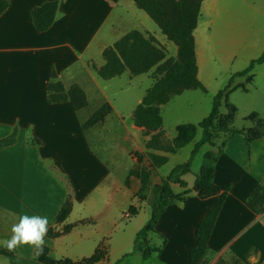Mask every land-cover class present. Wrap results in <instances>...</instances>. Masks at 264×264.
<instances>
[{
  "label": "crops",
  "instance_id": "0c3cea01",
  "mask_svg": "<svg viewBox=\"0 0 264 264\" xmlns=\"http://www.w3.org/2000/svg\"><path fill=\"white\" fill-rule=\"evenodd\" d=\"M7 1L9 8L0 16V139L8 138L16 130L17 141L0 150V240L10 237L12 225L22 214L47 216L49 231H60L65 226L90 220L91 223L77 225L64 236L51 239L46 235V247L51 257L78 262L92 257L99 245L107 241L111 244L108 245V255L99 264H118L127 255L132 236L137 235L151 219L155 186L169 175L162 176L160 169L156 172L148 162L142 164L151 173L149 184L143 186L140 179L130 176L132 170L129 168H121L120 172L115 169L109 160L114 163V159H118L117 153L109 155V159L98 153L96 140L90 138L91 131L98 130L109 116L118 113V108L117 102L109 98L99 82L96 68L105 65L104 50L129 32L138 30L151 34L144 23L147 19L137 11L135 0ZM46 2H58L57 18L48 31L38 32L31 12ZM216 12L217 2L205 0L194 33L198 78L206 88L211 81L212 60L219 61L232 77L237 72L230 69H235L243 53L257 50L251 59L264 53V48L257 49L258 43L252 39L250 28L231 30L230 26L223 27ZM154 37L169 54L177 56V47L172 52L169 45ZM53 72L66 89L77 84L86 92L88 108L75 111L70 102H48L47 88ZM125 74L131 82L143 76ZM89 90H97L113 112L102 125L85 130V122L103 106L89 109ZM185 93L174 98L180 100ZM145 96L143 92L126 99L129 115L133 117L134 110ZM192 99L194 103L189 108L188 122L199 124L210 115L211 108L199 95L193 94ZM252 114L264 120V114ZM125 121L122 118L128 133L126 138L134 139V135L140 138L143 130L134 122L127 124ZM180 125L182 122L173 126V135L163 128L167 140L176 137ZM253 127L254 124L250 123L242 129L235 128L248 130ZM130 132L134 135L131 136ZM200 139L193 141L194 146ZM146 142L145 139L144 144L138 142L136 150L127 153L136 165L134 153L146 152ZM215 144V147H203L206 148L203 157L209 150L222 149L223 153L214 162V177L215 184L222 192H228V196L209 241L206 264H217L220 260L229 263L232 260L234 264L236 261L264 264V214H256L247 207L255 188L264 186V136L248 146L243 134H220ZM179 152L155 153L171 158ZM200 170L193 169L195 176ZM186 175L182 180L187 183V188L179 184L171 186L175 194L194 189L196 178L191 184L184 179ZM68 196L72 199V212L63 224L57 225V216ZM215 201L216 198L201 199L192 192L184 201L170 206L158 225V231L167 238L168 244L159 256L146 264H190V253L197 246L198 226ZM131 206L138 211L135 218L142 212L146 214L147 210H150V218L143 219L136 230L128 234L122 220L124 212ZM157 240L161 243L160 239ZM112 250L122 258L110 263ZM17 254L21 257L18 262ZM135 256L141 254L132 257ZM0 264L42 263L27 246L18 248L16 254L0 246Z\"/></svg>",
  "mask_w": 264,
  "mask_h": 264
},
{
  "label": "trees",
  "instance_id": "16d2710c",
  "mask_svg": "<svg viewBox=\"0 0 264 264\" xmlns=\"http://www.w3.org/2000/svg\"><path fill=\"white\" fill-rule=\"evenodd\" d=\"M205 0H135L136 6L145 12L147 16L158 26L162 34L169 42L177 48V56L169 57L168 51L150 33H143L133 30L119 39L113 46L103 52L105 65L96 68L98 76L102 80H111L129 72L132 77L145 75L154 71L155 83L147 91L142 103L133 112V122L136 127L143 130V135L149 137L145 147L146 155H139L137 158L138 167L132 170L130 176L141 180L143 186L150 181V171L142 167L146 160L153 170H158L168 163L167 156L158 155L155 152L165 154H176L192 143L199 130H202V137L198 141L191 154V159L180 166H177L170 175L156 185L153 190V202L151 205L152 215L150 221L137 233L134 241L133 253L141 254L144 261L159 256L168 244L167 238L158 231L159 222L166 210L178 202L184 201L186 196L195 192L201 199L216 198L214 205L204 216L196 232L197 246L190 253V264H206V257L209 251V241L215 228L217 219L227 199L228 192H222L215 184L214 162L223 153L222 149L217 151L209 150L204 154V164L196 175V182L193 190H187L183 194H175L172 190L173 184H179L187 188V183L182 176L192 172V165L195 157L205 145L215 147V141L220 134H243L246 144L261 139L264 136V120L257 114L246 118L254 124L248 130L235 128V120L238 115V108L230 102L231 94L242 89L247 92L244 85H235V80L240 77H247V82L254 81L253 71L257 66L264 64V53L261 57L253 60L250 66L233 75L229 84L219 91L213 98V108L208 117L199 124L186 123L177 127L176 137L167 140L163 131L164 120L162 107L169 104L171 100L180 96L186 91L200 90L207 93V88L198 78V65L196 56L195 31L198 27L202 6ZM9 8L7 0H0V16ZM59 10L58 2H46L35 7L31 12L32 22L38 32L48 31L57 18ZM48 102L61 104L70 102L75 111H82L89 106L86 92L77 84L66 89L59 80L56 72L51 75L48 88ZM225 105L227 113L221 115V108ZM113 112L112 107L106 103L98 109L84 124L85 130L91 129L103 123ZM17 141V131L11 136L0 139V150L14 145ZM247 207L254 213L264 214V186L259 185L251 193ZM73 204L70 196L65 200L57 216V225L63 224L72 212ZM132 216L138 215L135 207L129 208ZM91 223L81 221L74 225L65 226L62 230L51 229L47 237L54 239L70 233L77 225ZM153 239H160L159 245H153ZM109 252L107 241L101 243L95 254L78 262L70 259L55 260L50 255V250L45 247L44 255L36 258L42 264H99ZM132 254V253H131ZM130 256V254L125 257ZM237 264H241L236 261ZM217 264H225L220 260Z\"/></svg>",
  "mask_w": 264,
  "mask_h": 264
},
{
  "label": "rangeland",
  "instance_id": "374dc122",
  "mask_svg": "<svg viewBox=\"0 0 264 264\" xmlns=\"http://www.w3.org/2000/svg\"><path fill=\"white\" fill-rule=\"evenodd\" d=\"M215 1L217 2L216 15H218L219 21L223 27L230 26L232 27L231 30L235 27L250 28L252 39L257 41L258 43L257 49L264 48V0ZM137 11H139V13L144 15L147 19V22L144 21V23L146 24L147 28L151 31V35L156 36L162 44H166V46L169 45L172 49V52H174L176 46L172 42H169L167 40V38L162 34L158 26L143 11L139 9ZM255 53H257V50L255 49H252L247 53H243L239 58L238 62L236 63L235 69L230 70H232L233 72H235L234 70H236L237 73L246 70L250 66L252 60H256L262 55L259 54V56H257L256 58L254 57L253 59H251V57ZM169 57H172V55L169 54ZM211 64L213 67L211 69V81L209 83V87L207 88V93H203L200 90L186 92L184 96L180 98V100L179 98H174L169 104L165 105L162 108V115L164 120L163 128L169 134L173 135L175 131V129H173V126L176 123H191L188 122V120L190 118L189 108L191 107L192 103H194L192 99L193 94L199 95L201 99H205L208 106L211 108V112L213 107V96L216 95L219 91L223 90L229 84L231 79L229 73L230 71H228L227 68L223 67L220 62L216 59L212 60ZM154 71L155 70H152L147 75L140 76L132 82L129 80L127 74L118 77L114 80H102L101 78H99V82L106 89L109 98H112L117 102L118 113H114L109 116L103 125L100 124L102 126H99L98 130H92L90 138L93 141L96 140L94 141L97 142V144H95V148L104 159H109L111 158L109 157V155L114 156L117 153L118 159L115 158L114 163L112 159L109 161H111L112 164L115 165V169L118 168V171L121 168H129V170H135L139 166L132 161V157H130V154L127 153L128 151L136 150L138 142L139 144H144V139L145 141H147L149 137L145 138L141 131L140 138H137V136H135L132 132H130V135H134V139L130 138L129 140L128 138H126L128 136V133L125 125H123L122 123V118H125V122L127 124H131L133 122V117L132 115H129V111L125 105V101L126 99L129 100L132 94L141 95L143 92L147 94V91L151 89L155 83ZM252 75H254V82L252 84L247 82V77H240L235 80V84L244 85L248 90L247 92H244L242 89H238L233 92L230 96V102L238 108V115L236 117L234 125L238 129H242L244 128V126L250 125L251 122L246 120V117L251 115L252 113L258 112L264 114V65L257 66L253 71ZM88 92L91 99L89 107L90 110H94L95 108L106 104L102 96L99 94V92H97V90H89ZM226 113V107L225 105H223L221 108V114L224 115ZM199 131L200 135L197 139H200L202 137V130ZM197 139L195 141H197ZM193 149L194 142L189 144L187 148L180 150L179 154H177L176 156H172L171 158H169L168 163L160 168V173L162 174V176L170 175V173L177 166L187 163L191 159V151H193ZM205 149L206 148H203L193 161L192 168L196 172L199 171L201 165L205 162L203 157ZM146 154L147 151H137L134 153V157L137 159L139 155ZM143 164L146 165L147 161L145 160ZM193 169L192 172L187 174L184 178L187 179V181L190 183L194 182L196 178L195 174L193 173ZM127 212L131 214V212H129V209H127L124 214ZM143 213L144 212H142L141 215L136 218L131 217L130 219H125L123 217L122 225L124 227H127L125 228L126 233L130 234L131 232L135 231L136 228L141 224L143 219L144 221L145 219L149 220L150 210H147L146 214ZM135 238L136 235L134 234L131 240L129 241L130 246L127 249V255L130 254V256L125 257V255L124 258L119 261L118 264H121L125 260V264H146L147 261H144L141 256L132 257L134 254H136L131 251L134 246ZM151 243L153 245L160 244L158 243V240L153 239V237ZM108 245L111 244L108 242ZM112 247L114 248L113 244ZM116 255L117 254H114V251L112 250L110 263L116 262L118 258H122L119 255ZM225 264H234V262L232 260L230 261V263L225 261Z\"/></svg>",
  "mask_w": 264,
  "mask_h": 264
},
{
  "label": "clouds",
  "instance_id": "9594fccd",
  "mask_svg": "<svg viewBox=\"0 0 264 264\" xmlns=\"http://www.w3.org/2000/svg\"><path fill=\"white\" fill-rule=\"evenodd\" d=\"M48 231L49 220L47 216L22 214L19 216L18 222L12 225L10 237L0 240V246L13 254H16V250L21 246H27L38 258L44 255L45 237ZM20 259L21 257L17 254V262Z\"/></svg>",
  "mask_w": 264,
  "mask_h": 264
},
{
  "label": "built area",
  "instance_id": "2783aa9c",
  "mask_svg": "<svg viewBox=\"0 0 264 264\" xmlns=\"http://www.w3.org/2000/svg\"><path fill=\"white\" fill-rule=\"evenodd\" d=\"M123 217L125 218V219H130L131 217H133L130 213H125L124 215H123Z\"/></svg>",
  "mask_w": 264,
  "mask_h": 264
}]
</instances>
